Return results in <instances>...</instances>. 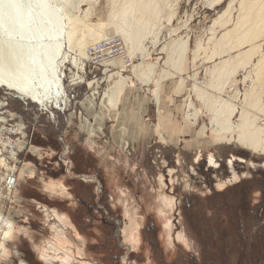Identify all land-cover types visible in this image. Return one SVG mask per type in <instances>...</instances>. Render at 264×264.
<instances>
[{"label": "rangeland", "instance_id": "obj_1", "mask_svg": "<svg viewBox=\"0 0 264 264\" xmlns=\"http://www.w3.org/2000/svg\"><path fill=\"white\" fill-rule=\"evenodd\" d=\"M124 1L71 0L66 107L0 88V264H264V154L239 144L236 131L219 140L194 90L238 109L257 92L247 107L264 130L255 70L264 23L246 38L236 30L242 0L224 15L231 0H159L128 45L116 26ZM186 38L187 51L174 54ZM114 79L124 87L103 104ZM235 195L243 210L225 221Z\"/></svg>", "mask_w": 264, "mask_h": 264}, {"label": "bare ground", "instance_id": "obj_2", "mask_svg": "<svg viewBox=\"0 0 264 264\" xmlns=\"http://www.w3.org/2000/svg\"><path fill=\"white\" fill-rule=\"evenodd\" d=\"M221 1L223 0L211 1L210 5ZM233 2L234 0H231L228 3L221 15L226 14ZM158 3L159 0H125L120 9L118 8L119 21L116 26L126 44L129 45L131 42L133 31L151 21ZM241 9L236 30L243 27L245 29L243 34L246 38H250L252 33L264 23V0H242ZM220 16L216 18V23ZM73 17L71 0H0V88L6 89L7 93H15V96L22 100H30L38 105L45 106L52 102L54 107L60 109L66 107L70 99L67 92L68 85L64 82L63 69L70 61L69 51L73 47L74 33L69 30L65 33L64 24L66 18L71 20ZM223 36H227V33ZM188 42V38L177 42L173 47L174 54L178 52L183 56L187 51ZM139 65L140 63L137 64ZM152 66L153 64L148 63L141 71L151 72ZM255 70L259 80L264 84V55L256 62ZM91 83L89 81L87 85L90 86ZM259 86L264 90V86ZM123 87V82L114 79L103 95V104L111 103ZM199 87L195 86L194 89L197 98L202 100L209 112L212 111L210 112L211 132L216 133L219 140L226 139L229 142L234 136L233 131H236L235 139L239 144L255 153L264 154V130L256 123L254 114L247 107L252 104L251 98L255 96L253 93L257 92L251 93L249 98L246 97L247 105L238 109L230 100L220 96L214 98L205 90L200 91ZM51 112L54 114L53 111ZM51 112L49 111L50 114ZM237 113H239V122L234 124L233 118ZM51 117L53 118L54 115L51 114ZM228 131L231 133L226 137L225 133ZM50 188L55 190L56 184H50ZM65 190L71 195L70 188ZM62 213L66 217V213L63 211ZM1 219L3 215L0 213V221ZM10 230L6 231L5 238L11 236ZM63 261L67 263L71 258Z\"/></svg>", "mask_w": 264, "mask_h": 264}, {"label": "flooded vegetation", "instance_id": "obj_3", "mask_svg": "<svg viewBox=\"0 0 264 264\" xmlns=\"http://www.w3.org/2000/svg\"><path fill=\"white\" fill-rule=\"evenodd\" d=\"M63 170H64V168H63ZM241 188H243V190H247V184L246 183H244V184H242V185H238L233 191L235 192V191H238V190H241ZM233 199V200H232ZM231 199V201L232 202H230V204L228 205V206H231V208H228V210H226V211H224V213H222L223 215H224V218H225V221H229L230 220V218L232 217V213H230V212H232V208H236V210H238V208H239V212H241V210H243L242 209V207H243V204H244V201H245V198L243 199V200H241L240 199V197H237L236 195H235V197H233ZM223 200V199H222ZM222 203H224V202H222ZM223 206V205H222ZM227 206V207H228ZM230 211V212H229ZM238 212V213H239ZM252 217H254V215L252 216V215H250V218H248V219H250V220H252L253 218ZM241 223V222H240ZM239 223V226L242 228V229H245L246 228V221L244 220V222L242 221V223L240 224Z\"/></svg>", "mask_w": 264, "mask_h": 264}, {"label": "built area", "instance_id": "obj_4", "mask_svg": "<svg viewBox=\"0 0 264 264\" xmlns=\"http://www.w3.org/2000/svg\"><path fill=\"white\" fill-rule=\"evenodd\" d=\"M9 114H11V113H9ZM51 114H52V116L54 115L52 112H51ZM12 115L13 114H11V117L9 119H13ZM6 121H4V122H6ZM19 132H20V130H19ZM60 138L64 142L63 137L61 136ZM59 157H60V159L65 160L64 161V164H65L64 169L68 170L67 172L69 173L70 165L72 163L71 160L67 159V157L62 153L59 154ZM17 185H18V180H17V175H16L15 171L8 172L6 179H5V187L11 193V191H13V189H16Z\"/></svg>", "mask_w": 264, "mask_h": 264}, {"label": "trees", "instance_id": "obj_5", "mask_svg": "<svg viewBox=\"0 0 264 264\" xmlns=\"http://www.w3.org/2000/svg\"><path fill=\"white\" fill-rule=\"evenodd\" d=\"M82 203H83V202H82ZM90 203H91L90 201L84 199V206H85V207H87V205L90 204ZM82 222H83L84 226H87V222H86L85 219H84Z\"/></svg>", "mask_w": 264, "mask_h": 264}, {"label": "crops", "instance_id": "obj_6", "mask_svg": "<svg viewBox=\"0 0 264 264\" xmlns=\"http://www.w3.org/2000/svg\"><path fill=\"white\" fill-rule=\"evenodd\" d=\"M61 214H63L62 212H60Z\"/></svg>", "mask_w": 264, "mask_h": 264}]
</instances>
